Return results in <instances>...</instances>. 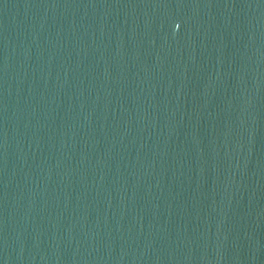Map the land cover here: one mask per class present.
Segmentation results:
<instances>
[{
  "label": "water",
  "instance_id": "obj_1",
  "mask_svg": "<svg viewBox=\"0 0 264 264\" xmlns=\"http://www.w3.org/2000/svg\"><path fill=\"white\" fill-rule=\"evenodd\" d=\"M0 264H264V0H0Z\"/></svg>",
  "mask_w": 264,
  "mask_h": 264
}]
</instances>
